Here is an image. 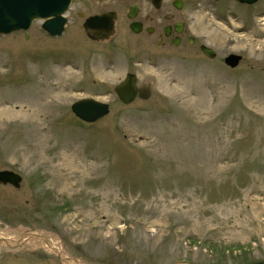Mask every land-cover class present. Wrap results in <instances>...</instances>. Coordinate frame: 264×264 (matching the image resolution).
Instances as JSON below:
<instances>
[{
    "label": "rangeland",
    "instance_id": "obj_1",
    "mask_svg": "<svg viewBox=\"0 0 264 264\" xmlns=\"http://www.w3.org/2000/svg\"><path fill=\"white\" fill-rule=\"evenodd\" d=\"M187 1L194 47L133 35L117 0H72L58 36L0 34V170L21 177L0 186V264H66L38 236L77 264L264 261V0ZM110 8L115 34L92 42L76 11ZM126 72L146 100L116 98ZM84 97L108 113L80 121Z\"/></svg>",
    "mask_w": 264,
    "mask_h": 264
},
{
    "label": "water",
    "instance_id": "obj_2",
    "mask_svg": "<svg viewBox=\"0 0 264 264\" xmlns=\"http://www.w3.org/2000/svg\"><path fill=\"white\" fill-rule=\"evenodd\" d=\"M71 0H0V34H9L15 31H26L32 21L39 20L40 28L50 36H58L63 32L66 23L65 12ZM156 6L157 0H151ZM241 4H253L259 0H233ZM128 18L134 17V9L129 8ZM115 13L106 11L86 17L81 28L85 36L94 42L108 40L114 34ZM132 32L138 31V26L130 23ZM26 36V35H25ZM199 51L208 58H213L215 52L205 44L199 46ZM241 56L235 53H228L222 58V62L232 68L237 65ZM135 74L126 72L123 78L116 83L112 90L116 98L122 104H129L135 98L146 100L150 95L148 83L140 86L135 84ZM70 112L82 122L92 123L108 113V104L92 97H84L73 101L69 105ZM21 177L12 170H0V184H9L18 188ZM57 257L62 260L60 254ZM171 264H183L175 261ZM253 264H264V261H257Z\"/></svg>",
    "mask_w": 264,
    "mask_h": 264
},
{
    "label": "flooded vegetation",
    "instance_id": "obj_3",
    "mask_svg": "<svg viewBox=\"0 0 264 264\" xmlns=\"http://www.w3.org/2000/svg\"><path fill=\"white\" fill-rule=\"evenodd\" d=\"M117 2H121V3L124 2L125 9L121 15L124 18V24L127 30L130 31L133 35L143 36L148 40H152L155 42L157 47L161 49L171 46L173 47L183 46L184 42L189 47H194L196 45L197 43L196 39L194 36H192L189 33L187 29V25L183 19L182 10L188 4L187 0H157L155 3L156 6L152 3L151 0H117ZM140 2H143L148 5L147 11L142 12V9L140 7ZM71 3L72 0L70 1L66 12H68ZM198 3H199L198 1L193 2V6L197 5ZM131 6L134 9V17L128 18L127 14L129 13L130 11L129 8ZM106 11H113L115 13V23H116L120 15L116 9H112V8L106 10H99L97 12L94 11L91 12L90 14H87L86 16H83L84 15L83 12L76 11V15L82 17V21H81L82 24L83 20L86 17ZM115 23H114V34L116 31ZM130 23H134L136 26H138L137 32H132L130 30L129 28ZM113 35L111 37H113ZM111 37L105 41L110 42L112 39ZM201 44L203 43H199L197 45L198 50ZM143 83H147V82L138 83L136 78L135 80L136 86H140ZM3 185L5 184H0V186Z\"/></svg>",
    "mask_w": 264,
    "mask_h": 264
},
{
    "label": "bare ground",
    "instance_id": "obj_4",
    "mask_svg": "<svg viewBox=\"0 0 264 264\" xmlns=\"http://www.w3.org/2000/svg\"><path fill=\"white\" fill-rule=\"evenodd\" d=\"M30 233V232H29ZM22 235H24V238H26L27 236H26V234H22ZM31 235L33 236H37V234H35V233H31ZM22 237V236H21ZM40 239H41V241L43 242L42 243V246L46 249V250H49V251H52V252H54V253H56L57 252V250L55 249V247L52 245V244H50L46 239H44L43 237H41V236H38ZM22 239V238H21ZM19 240H17V241H15V240H6V239H1V242H3V243H5L6 245H11V244H9V243H17ZM2 244V243H1ZM61 258H62V260L64 261V263H66V264H77L76 262H71V260H69V259H65L64 257H62L61 256Z\"/></svg>",
    "mask_w": 264,
    "mask_h": 264
}]
</instances>
